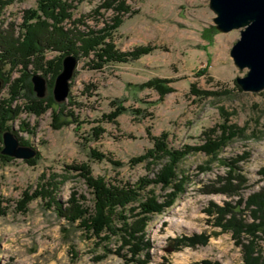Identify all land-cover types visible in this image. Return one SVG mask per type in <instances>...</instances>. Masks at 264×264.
Masks as SVG:
<instances>
[{
  "label": "rangeland",
  "instance_id": "1",
  "mask_svg": "<svg viewBox=\"0 0 264 264\" xmlns=\"http://www.w3.org/2000/svg\"><path fill=\"white\" fill-rule=\"evenodd\" d=\"M62 1L69 6L73 19L85 17L91 28L102 27L114 16L112 9L102 8L106 0ZM123 1L131 11L123 16L114 34V44L120 51L152 48L147 55L123 64L105 65L99 70L91 69L87 60L80 58L69 80L68 96L62 102H56L52 93L62 60L57 73L47 72L45 77L42 71L35 70V63L23 71L21 66L10 69L8 65L0 71L3 77H0V106L17 90L9 106L19 111L0 132V200L4 208L0 215V264H134L126 260L129 257L126 248L121 251L122 257L113 253L120 245L117 237L100 243L79 228L78 222L68 224L54 206H48V198L36 193L42 185L44 193H48L53 183H58L57 191L51 193L63 209L73 201L92 213L90 190L79 171L72 168L86 164L92 177H103L106 182L122 186L151 179L159 166L148 170L145 163L130 165L132 158L152 147L151 138L166 132L170 147L200 146L206 138L218 134L216 127L222 121L220 108L232 113L230 120L236 126L247 128L248 137L235 139L217 157L234 162L239 171L237 177L232 179L222 163L210 162L203 153L191 152L186 156L180 164L189 180L184 193L163 213L152 216L146 226V239L151 247L145 264L242 262L241 246L229 232L215 226V215L207 213L214 206L225 208L229 204V210L238 213L237 218L245 217L251 222L244 201L264 189L261 173L264 91L236 90L235 79L244 77L247 70L236 68L229 55L231 46L240 37V29L218 32L209 0ZM38 2L0 0V5L6 3L0 13V30L17 37L22 32L24 12L38 10ZM95 10L97 20L88 17ZM55 56L53 52H45L44 61ZM44 70H48L46 66ZM34 74L46 81L45 95L41 98L33 90ZM20 76L22 82L17 89L14 83ZM151 80L169 83L156 85V89L144 87ZM221 90L229 93L205 95ZM31 105L45 109L36 115L27 109ZM119 105L125 110L120 116L110 122L104 119ZM70 114L74 121L66 118ZM93 129H100L98 139H93ZM6 131H11L21 146L35 149L31 158L35 164L28 163L31 159L1 153L2 135ZM91 151L120 165L95 161L90 157ZM3 157L9 161L5 162ZM227 186L239 196L221 193ZM149 190L159 201L168 192L149 185L141 192L142 197ZM33 195L38 196L23 209L19 207L23 197ZM199 234L208 236L204 244L188 247L177 242L182 236ZM258 236V247L264 255V234ZM243 238L247 244V236ZM106 246L112 253L106 252Z\"/></svg>",
  "mask_w": 264,
  "mask_h": 264
},
{
  "label": "trees",
  "instance_id": "2",
  "mask_svg": "<svg viewBox=\"0 0 264 264\" xmlns=\"http://www.w3.org/2000/svg\"><path fill=\"white\" fill-rule=\"evenodd\" d=\"M4 4L6 3L0 5V13ZM68 7L62 0H39L38 10L24 12L21 25L22 32L17 37L13 33H6L0 30V71L2 67L7 65L10 69L15 66H21L23 71L29 65L35 63V70L42 71L45 77L47 72L53 75L56 74L62 58L70 54L77 60L80 58L86 59L91 69L99 70L105 65L123 64L138 60L151 52L152 48L150 47L134 48L129 51H120L116 48L113 41L114 34L121 25L123 16L131 11L123 0H106L103 3L102 8L112 9L114 16L109 21L104 22L100 28L89 27L86 24L87 19L85 17L73 19ZM97 13L98 10H95L88 17L97 20ZM65 24H69V26L66 27ZM81 27L83 30H81ZM45 52H53L56 56L49 61H44ZM44 66L48 69L47 71L44 70ZM0 77L3 79L2 76ZM20 82H22L21 76L14 83V87L19 89L17 84ZM167 83L169 81L151 80L144 87L155 88L156 85H165ZM236 90L241 91L238 87H236ZM165 91L162 94H165ZM15 92L11 93L6 103L0 106V132H3L6 122L13 120L14 116L19 112L17 111L18 109L11 110L9 106L18 91L15 90ZM228 93V90H221L219 92L205 93V95L208 97L226 95ZM27 109L29 112L39 115L44 111L45 107L31 105ZM124 111V108L119 105L103 117L109 122L114 121ZM219 112L222 121L216 127L218 134L206 138L205 142L200 146L185 145L179 149L170 147L167 141L168 133L166 132L152 137V147L142 155L130 160L131 166L145 163L148 170L151 166H159V169L151 179H140L135 185L127 184L122 186L106 182L103 177H92L91 170L86 164L72 168L74 171H79L78 175L84 179L87 188L90 190L93 204L92 213H88L86 207L73 201L70 202L68 208L63 209L54 200V196L51 193L52 190L53 192L57 191L58 183L56 185L53 183L54 186L48 193H44V185H42L41 190L36 194L43 198H48V206H54L58 215L63 216L68 224L74 225V223L78 222L79 228L83 229L87 235L95 237L100 243H107L113 236L117 237L120 245L113 252L115 255L122 257L121 251L126 248L129 255L126 260L134 264H145L149 260V249L151 247L149 240L146 239V226L152 216L163 213L184 193L189 180L180 164H182L186 156L191 152L203 153L209 158L210 162L216 160L222 163L227 168L228 174H232V179L237 177V172L239 171L234 162L220 160L217 157L235 139L248 137L245 133L247 128L238 127L232 123L230 120L232 113L226 112L223 108H220ZM66 118L69 119L68 121H74L72 114L66 116ZM97 130L100 129L92 130L93 139L99 138L101 131L97 133ZM90 154L92 155L90 157L95 161L101 162L105 160L115 167L120 165L119 162L107 159V156L102 154H97L93 151ZM3 159L5 162L9 161L8 157H3ZM28 163L33 165L35 160L31 159ZM200 169L206 170V168ZM261 173L264 176V168ZM149 185L159 186L163 191L168 190L163 201H159L152 190H149V194L142 197L141 192ZM220 192L226 195L239 196L236 192L230 190L228 186L220 190ZM38 195L28 198L26 196L23 197L18 202L19 207L23 209L29 200ZM240 203L241 199H239L238 205ZM244 204L246 205L245 208L251 213V222L247 221L245 217L237 218L236 215L238 213L229 210V207H231L229 204L225 208L214 206L215 208H212L207 213L215 215V226L220 227L224 232H229L235 243L241 246V264H264V255L257 243L258 235L264 234V189L251 194L244 201ZM3 211L4 208L0 200V215L3 214ZM133 218L136 219L133 220ZM245 235L247 236L245 239L247 244L243 243ZM207 240V235L199 234L191 237L182 236L177 242L179 241L188 247H195L198 244H204ZM105 248L108 254L112 253L107 246ZM194 264L215 263L203 260Z\"/></svg>",
  "mask_w": 264,
  "mask_h": 264
},
{
  "label": "water",
  "instance_id": "3",
  "mask_svg": "<svg viewBox=\"0 0 264 264\" xmlns=\"http://www.w3.org/2000/svg\"><path fill=\"white\" fill-rule=\"evenodd\" d=\"M209 9L214 13V26L220 33L240 29V37L231 46L229 55L236 68L246 69L244 77H237V87L248 93L264 90V0H209ZM62 69L53 85V98L64 101L69 93V80L72 77L77 59L66 55L62 59ZM33 90L37 97L45 95V79L34 74L31 76ZM0 80V87H1ZM1 153L16 159H31L35 149L21 146L11 131L2 135Z\"/></svg>",
  "mask_w": 264,
  "mask_h": 264
}]
</instances>
